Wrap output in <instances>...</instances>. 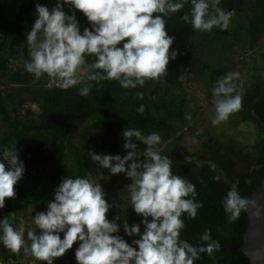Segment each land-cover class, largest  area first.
Returning <instances> with one entry per match:
<instances>
[{
    "label": "clouds",
    "instance_id": "clouds-1",
    "mask_svg": "<svg viewBox=\"0 0 264 264\" xmlns=\"http://www.w3.org/2000/svg\"><path fill=\"white\" fill-rule=\"evenodd\" d=\"M221 0H57L49 10L37 4V18L26 34L29 60L26 72L39 80L43 76L51 85L68 90L80 84L79 95L88 96L93 82L115 80L124 89L143 86L145 81H159L167 76V65L178 52L170 50L174 37L166 30V17L181 11L185 4L190 10L182 16L194 30L210 32L214 27L226 31L231 12L222 10ZM73 11L67 15L63 5ZM82 13L91 28L81 33L75 12ZM86 56H94L90 64ZM239 73L229 72L218 78L212 88L211 103L217 125L242 106V95L235 80ZM233 93H236L233 95ZM143 98L142 93H138ZM138 113L144 112L141 105ZM185 119L191 120V115ZM127 154L103 155L89 152L92 162L107 169L111 175L124 174L131 181L126 186L129 204L141 216V225L122 224L129 237L138 236L131 244L114 235L120 231L119 216L109 221L107 213L113 205L105 199L100 183L87 178H62L54 190L47 211L32 218L34 228L27 232L30 244H25V228L15 229L8 217L0 219V243L13 253L23 248L44 264H53L79 242L74 256L76 264H192L193 250L179 240L183 227L182 213L195 216V187L184 177L173 174V161L161 156L156 145L161 136L153 131H122ZM145 146L139 152L137 144ZM5 162H0V209L6 199H14L15 186L24 174V164L14 149H5ZM143 157V159H141ZM188 158H184L187 162ZM249 201L242 198L234 186L223 202L229 220H235ZM13 213L12 215H14ZM39 232V234H37ZM63 233L61 239L60 234ZM191 253V255H190Z\"/></svg>",
    "mask_w": 264,
    "mask_h": 264
},
{
    "label": "trees",
    "instance_id": "trees-1",
    "mask_svg": "<svg viewBox=\"0 0 264 264\" xmlns=\"http://www.w3.org/2000/svg\"><path fill=\"white\" fill-rule=\"evenodd\" d=\"M21 1L24 0H0V14L9 3ZM41 1L48 7H54L57 3V0ZM235 2L236 9L230 11ZM235 2L221 0L226 11L238 13V19L233 23V32L220 31L215 27L210 32L194 30L191 24L182 20V16L190 10V3L185 4L181 11L166 17V30L169 36L174 37L170 50H176L178 55L167 65L165 78L161 77L159 81L147 80L142 87L124 89L115 80L99 84L93 82L90 94L82 97L79 91L83 85L78 84L63 90L56 85L47 86L46 83L36 81L25 68L11 71L10 82L17 85L20 92L25 91L31 96L29 101L40 108L44 118L38 121L20 120L13 114L8 101L0 95V122L5 125L0 129V162L6 163L4 150L14 149L16 145V151L25 169L15 186V198L6 199L5 207L0 209V219L8 217L9 223L16 227L19 221L10 214L17 212L18 202L33 205L39 212H46L47 203L52 201L54 190L62 178H87L89 173L94 171V165L86 160L73 141L78 133V121L92 120L101 132L100 146L107 148L110 153L125 143L122 137L124 129H139L145 136L155 131L163 138L168 136L173 128L166 127L164 119L174 120L182 127L194 122L196 115L187 111L186 94L183 92L178 97L168 95V91L180 86L182 64H189L194 77L203 83L207 100L211 103L214 84L218 78L229 73V68L225 65L227 55L239 48L243 41L248 42L250 47H255L260 36L264 35V0H254L249 10L245 8L247 0ZM219 7L221 8L220 5ZM63 11L67 15L73 14L68 4L63 5ZM17 16L31 29L37 13L32 4L21 3ZM75 16L81 33L84 28H91L82 13L76 11ZM6 29L14 38L11 39L8 52L0 42V70H9V60L15 54L17 26L7 25ZM94 60V56H86L87 63L90 64ZM237 92L242 95V106L235 112L245 120L255 121L260 130L253 151H247L233 140L220 141L205 131L198 133L208 137L204 145L205 155L188 162L172 160L173 174L184 177L195 187V196L187 198L194 199L199 205L194 217L187 213L181 215L183 227L179 232V240L186 243L195 253L192 264H250L242 252L214 251L208 244L225 249L242 242L248 215L241 210L239 216L230 221V214L225 213L223 202L228 191L234 186L240 196L249 201L253 190L264 176V82L258 78L243 91ZM138 93L143 94L142 99L138 97ZM165 93L168 97H163ZM154 95L159 97L153 99ZM141 105L144 107L142 114L137 112ZM189 114L191 120L185 119ZM68 158L72 164L61 166V162ZM56 167L61 173L55 172ZM46 173L52 175L48 179L49 184L40 188L42 177ZM138 219L142 233L143 218L138 216ZM114 235H119L129 244L139 238L129 237L123 231ZM60 236L62 239L63 233ZM74 253L72 247L64 256L55 259L54 263L68 264L70 260V264H76ZM11 259L17 260L18 253H13L0 243L2 263L5 264Z\"/></svg>",
    "mask_w": 264,
    "mask_h": 264
},
{
    "label": "rangeland",
    "instance_id": "rangeland-1",
    "mask_svg": "<svg viewBox=\"0 0 264 264\" xmlns=\"http://www.w3.org/2000/svg\"><path fill=\"white\" fill-rule=\"evenodd\" d=\"M21 3L32 4L35 8L37 4L45 6V2L41 0H24L18 3H9L5 11L0 14V42L5 46L7 52L14 35L6 29V26H17V37L14 44L15 54L9 60V70H0V95L8 101L13 114L20 120L38 121L44 118V113L37 105L29 101L31 96L27 92H20L18 90L19 87L12 84L9 79L11 71L24 68L25 61L29 60L26 34L31 29H28L25 21L19 19L17 16ZM253 3L254 0H247L245 8L249 10L253 6ZM45 7L49 10L53 8ZM237 19L238 13L232 12L227 28L228 31H234L233 23ZM85 22H88L87 19H85ZM211 55L210 58L212 57ZM225 65L229 68V72L239 73V79L234 81L237 85V91H243L250 84L257 81L258 78L264 82V35L260 36L255 47H250L248 42L243 41L239 48H235L233 52L227 55ZM189 67V64L186 62L182 64L180 86L168 91V95H176L178 97L184 92L187 98V111L195 114L196 119L186 127H182L180 123L174 120L164 119V125L173 128L169 131L168 136L163 137L161 143L155 146L161 156H168L171 160L176 159L178 161H184V158L187 157L188 162L193 158L205 155L204 145L208 141V137L198 134L205 131L210 132L213 137L220 141L228 142L233 140L247 151H253V146L256 144L260 134L257 123L253 120H245L236 112H233L227 120L213 125L211 120L215 115L214 106L207 100L206 89L203 83L194 77V72ZM32 78L36 79L33 74ZM36 81L46 83L47 86L51 85L50 79L46 75L39 80L36 79ZM168 95L165 93L163 97H168ZM157 97L159 96L154 95L153 99H157ZM4 126V123L0 122V129H3ZM77 129L78 133L74 136L73 141L80 148L86 160L95 167L94 171L89 173L87 179L100 183L105 192L106 201L110 205H113L107 213V218L109 221H112L113 218L119 216L120 219L116 222L118 225H121L120 231H123L122 224L125 221L129 226L140 224L138 216L129 204V193L125 189L131 181L124 174L111 175L107 169H102L96 163L92 162L88 155L89 152H92L95 154L120 155L123 157L127 154L123 147L124 144H121L113 153H110L107 148L101 147L99 143L101 132L98 126L90 119L78 121ZM137 149L139 152H142L145 150V146L137 143ZM71 164L72 161L70 158L61 162V166H70ZM55 172L61 173V170L56 167ZM51 176L50 173L48 175L46 173L42 177L40 188L49 184L48 179ZM17 206V215L16 213L12 215L14 212L10 214L12 218H17L19 221V224L14 228L19 230L20 225L23 224L25 228V244H30V241L27 239V232L34 228L32 218L39 211L35 206L22 202H18ZM78 246L79 242L74 243L73 249L76 250ZM0 264L4 263L0 260ZM5 264H44V262L37 261L30 255H26L22 248L18 253L17 260L11 259ZM53 264L55 263L53 262ZM68 264H70V260Z\"/></svg>",
    "mask_w": 264,
    "mask_h": 264
},
{
    "label": "water",
    "instance_id": "water-1",
    "mask_svg": "<svg viewBox=\"0 0 264 264\" xmlns=\"http://www.w3.org/2000/svg\"><path fill=\"white\" fill-rule=\"evenodd\" d=\"M220 6L225 10L221 2ZM235 9L236 2L230 11ZM243 210L248 215V222L243 240L239 245L224 249L211 243L208 244L214 251L236 250L242 252L247 256L250 264H264V176L253 190L249 204Z\"/></svg>",
    "mask_w": 264,
    "mask_h": 264
}]
</instances>
